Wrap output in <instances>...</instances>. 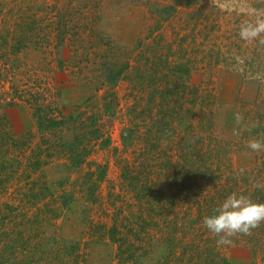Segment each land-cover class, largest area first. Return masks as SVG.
Listing matches in <instances>:
<instances>
[{
	"label": "rangeland",
	"instance_id": "374dc122",
	"mask_svg": "<svg viewBox=\"0 0 264 264\" xmlns=\"http://www.w3.org/2000/svg\"><path fill=\"white\" fill-rule=\"evenodd\" d=\"M179 2L0 0V164L16 161L9 168L13 175L7 190L0 195V249L5 254L0 260L11 261L5 264L22 260L24 237L20 233L24 229L32 234L28 243H41L37 251L40 264H46L45 256L55 244L74 246L62 253L69 259L64 264H118V246L108 236L114 215L129 223L125 231L131 236L124 233L130 243L137 239L132 221L141 234L134 243L147 240L143 257L139 256L142 250L133 246L139 260L136 264H162L169 240L157 234L158 223L148 218L144 204L131 201L126 208L115 202L120 201L115 196L114 201L107 197L92 201L100 190L108 196L107 190L126 171L139 186L153 188L161 205H168L169 195L177 200L171 207L175 213L172 225L179 232L175 244L188 249L179 263L185 264L193 254L195 264H208L205 259L211 257H206L208 247L198 231L200 225L188 229L186 235L181 231L195 209L190 199V203L178 201L183 189L177 178L181 176L178 168L185 162L182 154L190 157L200 146L196 135L187 134L182 140L179 130L195 114L199 116L202 102L211 111L206 125L214 124V135L233 144L234 168L240 172L255 169L259 177L253 182L264 194V151L247 146L250 139L264 140V33L250 40L239 36L241 25L264 19V0ZM119 69L118 80L111 81ZM36 81L33 97L28 90L23 92L27 83ZM15 90L23 93L21 99L13 97ZM35 104L44 108L46 120L62 124L41 129ZM234 113L237 123L231 122ZM150 115L161 120L142 154L141 135H134L132 143L130 136L137 124L141 132L144 123L154 122ZM157 134L161 138L156 139ZM185 140L189 148L184 150ZM105 141L109 142L106 146ZM74 146H78L76 152L87 147V154L81 164L73 166L69 149ZM34 150L40 159L33 161L36 185L25 198L41 203L40 219L31 226L16 218L5 224L3 212L9 208L4 202L21 198L20 188L34 179L29 178L32 174L28 175L24 158ZM246 154L250 160H245ZM232 182V188L224 191L226 197L241 193ZM55 184L58 199L70 198L71 202L54 210L45 202L51 200ZM62 192L68 196L62 197ZM55 214L60 217L56 219ZM93 233L96 236L90 235ZM192 238L199 241V251L189 243ZM240 241L224 250L229 264H237L244 252L247 259L243 264H264L261 251L254 254L244 237ZM13 244L18 250L4 251ZM195 252L201 257L196 259ZM174 259L169 264H176Z\"/></svg>",
	"mask_w": 264,
	"mask_h": 264
},
{
	"label": "trees",
	"instance_id": "16d2710c",
	"mask_svg": "<svg viewBox=\"0 0 264 264\" xmlns=\"http://www.w3.org/2000/svg\"><path fill=\"white\" fill-rule=\"evenodd\" d=\"M177 4H179V0H176ZM36 27V26H35ZM37 29H34V32L36 33ZM122 69H119L117 74L115 75L114 79L111 80L113 82L118 80L120 73ZM37 81L36 83H33V85H29L28 83L26 84V87L28 89L23 90L24 91H29L28 93H31V97L34 95L33 89H36L37 86ZM22 93V92H21ZM17 96L18 99H21L23 97L19 93L18 90H15L13 93V97ZM35 100L37 98L34 97ZM203 106H199V116H196L195 114V119H192L188 122V125H183L181 124L182 128L179 130V133L182 134V140L184 137H188V135L195 136L198 143L199 147L198 149L193 152L190 157H186V154H182L183 157H185V162L181 164V167L178 168L181 176H177L178 179L182 181V189H183V194L181 195V200L183 203H188L189 199L191 200V204L194 210L193 217L188 218L187 223L188 227L183 226L182 230L184 232V235L186 233L188 234V229L195 228L196 225H200L199 230L201 231L202 237H205L206 240L203 242L207 244L208 247V254L206 257H211L209 259H205V262L208 264H229V260L226 258V252L224 253V250L229 248L232 244L235 243H242L240 240L242 237L246 240V243L250 244L253 250V253L257 251L262 252V260L264 261V222H262L259 226L251 230V233L249 235H244V234H237L236 236L232 237V243L230 245L226 246H219L216 243L217 237L210 233L202 224L203 217L209 216L214 214V210L219 206V204L225 199L226 194H224L225 190L231 189L232 188V181L234 180L236 185H239L241 188V193L249 198H251L255 202H264V194L260 191L259 187H256L255 181L253 182L254 178H257L259 176L256 175L255 169L251 171H245V172H240L236 170L232 164V153H233V144L231 143H225L220 141L218 137L214 135V124L211 125H206V120L205 118H208V114H211V111L207 112L206 107L204 103L202 102ZM35 107L37 109V118H38V125L41 129H53L56 127H59L62 122L58 120H46L45 114L42 112L44 108L41 106H38L35 104ZM185 108V107H183ZM183 111V109H182ZM182 111L180 113V117L182 114ZM186 111V110H185ZM186 113H189L188 111ZM185 114V113H184ZM183 115V114H182ZM152 116V115H150ZM152 122L150 123H144L145 127L144 129L141 130L140 132V125L137 124L135 126V129H132V137L130 136L131 143L134 135L139 133L142 138V142H144L143 145H141L144 150L142 151V154H145V148H146V142H150V140L155 137L153 136V130L155 129V125L157 124V120H161L159 117L155 118L154 116L151 117ZM2 125L0 121V126ZM160 130H157L159 133ZM188 134V135H187ZM0 135H1V128H0ZM140 137V136H139ZM161 138L159 134L156 135V139ZM181 139V138H180ZM181 140V141H182ZM186 141V140H185ZM108 141H105L103 144L104 146L108 145ZM130 143V142H128ZM185 144L184 150L188 149L189 145L188 140ZM4 144V143H3ZM51 147V146H50ZM180 147V146H179ZM178 147V148H179ZM49 148V147H47ZM75 148H78V146L70 147L69 151V157H71V161L73 162L74 165H79L81 164L82 161H84L85 154H87V147L85 149L79 150L78 152L75 151ZM148 148H146L147 150ZM183 150V149H182ZM84 151V152H83ZM34 151H31L29 154L26 152L24 154V158L26 159V165L25 167L28 170V175L29 178H34V175L36 174V169H33L34 163L33 161L35 160L37 163L40 159L37 158V156L34 154ZM41 156V155H40ZM3 161V160H2ZM21 162H23L22 157H21ZM24 163V162H23ZM16 164V161H15ZM13 163L9 162H2L0 164V195L3 194L4 190L6 189V185L8 184L9 180L11 179L13 172L9 171V168L12 170V165H15ZM14 169V168H13ZM14 171V170H13ZM105 175V169L102 172V175L100 176L101 180L103 179ZM119 178V182L117 185L114 184L113 187H110L107 192L109 193L107 196L106 192H103L100 190L97 198H92V201H97L99 197L108 198L109 201H114V198H118L120 201H115L116 203L121 202L122 206H126V208H129L131 205V201H134V204H144L148 211V218L154 219L155 223H158V227L156 228L157 234L160 233L164 237V239H168L169 242L166 244V254L165 257L162 259V264H169L170 258H175L177 260L176 264H180L179 261L184 260L185 257L188 255V249H182V248H177L175 241H176V235L179 234L175 232V230L178 229L177 226L172 225V218H175V213L171 209L174 205L177 204V200L174 199L173 195L168 196V200L170 202L168 205L162 204L161 205V199L159 196L154 194V190L151 187H146V186H139L136 183V178H131L130 174L128 171L122 173L121 177ZM238 178V180H237ZM107 180V178H105ZM256 180V179H255ZM31 181V182H30ZM258 182V178H257ZM32 183V184H31ZM31 184V186H30ZM33 185H36V179H28V184L24 188H20V192L22 193V197L18 198L17 200L14 201H6L4 202L5 208H9L8 210L4 211V216H3V222L6 223H13L12 221L16 219H20V224L26 225V226H31L33 224H36L40 217L38 215V211L41 209V203H38L34 201L33 197L31 199L26 200V196L31 187ZM196 189V190H195ZM27 191V192H25ZM59 189L57 188V185L55 184V190H51L50 196L51 200L45 202V206L51 205L52 209H58L57 206L61 205H66L69 202H71L70 198L66 199L65 201H61L58 199L56 193L58 194ZM66 191V190H65ZM63 193V192H62ZM260 195L262 197V200L258 196ZM63 196H68L65 192L62 194ZM109 196H112L113 198H110ZM115 196V197H114ZM61 198V196H60ZM73 198V197H71ZM106 198V200H107ZM179 199V198H178ZM56 202V203H55ZM38 203V204H37ZM53 203V204H52ZM115 203V204H116ZM190 203V202H189ZM121 207V206H120ZM14 214V216H12ZM56 219L60 217L59 214L54 215ZM172 217V218H171ZM55 218L53 222L55 221ZM113 220V223L111 224V227L108 229V236L109 239L117 244V253H116V260L118 264H136L139 262V260H136V250L139 252V250H142L141 255L139 256L143 257V255L146 254V247L144 245L147 243V240L143 242L141 245L139 243L135 244L134 242L136 240L141 239V234L138 232V224L133 223V226L136 227L131 230L134 231V235L137 237L135 241H132V243L129 242V239L127 236H131L130 234H127L125 231V228H130L128 225L129 223L123 222L124 219L120 218L119 215L115 216ZM146 218L147 220H149ZM159 218V220L155 221V219ZM24 219V220H23ZM24 222H23V221ZM177 220V218H176ZM177 221H175V224ZM132 226V227H133ZM205 230H207V234L205 230H202L203 227ZM124 227V228H121ZM126 235H125V233ZM24 237L23 241V248L21 249V255L20 258L22 260L17 261V264H40L39 260L40 257H38L37 251L39 250V247L41 246V243H33L29 242L28 240H31L32 234L24 229V233H20ZM181 234V233H180ZM261 234V235H260ZM91 236H96V234H90ZM154 237V236H153ZM151 239V237H149ZM36 241V240H35ZM34 241V242H35ZM40 241V239H38ZM37 241V242H38ZM194 242V243H193ZM199 241H196V239H193L189 241L191 244L192 248L193 247H198V250H200ZM234 242V243H233ZM196 244V246H194ZM57 244L52 248V251L50 254L46 257V264H50L49 262H52L53 264H64L66 261L69 259L66 256H62L63 252H68L74 248H62L61 246L56 247ZM140 245V246H138ZM135 247V249L133 248ZM137 246V247H136ZM217 247V248H216ZM17 249L19 247L13 246H7L4 247V251H11L10 249ZM139 249V250H138ZM218 249V250H217ZM2 248L0 249V259L3 257L5 254L1 252ZM193 252V251H192ZM16 252H14L15 255ZM69 255V254H68ZM195 257L196 259L201 257L200 252H195ZM24 256L25 258L23 259ZM29 256V257H28ZM66 258V259H65ZM174 259V260H175ZM194 256L193 254L188 257V262L185 264H195L194 261ZM5 262L11 263L10 259L7 258L6 260H0V264H5ZM197 263V262H196ZM175 264V263H174Z\"/></svg>",
	"mask_w": 264,
	"mask_h": 264
},
{
	"label": "clouds",
	"instance_id": "9594fccd",
	"mask_svg": "<svg viewBox=\"0 0 264 264\" xmlns=\"http://www.w3.org/2000/svg\"><path fill=\"white\" fill-rule=\"evenodd\" d=\"M264 33V19H257L254 23L241 25L239 36L243 40H250ZM248 148L255 152L264 151V140L250 139ZM260 187V185H256ZM264 222V202H255L240 193H230L214 210V214L203 217V226L217 239L219 246L232 243V237L237 234L249 235L251 230Z\"/></svg>",
	"mask_w": 264,
	"mask_h": 264
},
{
	"label": "crops",
	"instance_id": "0c3cea01",
	"mask_svg": "<svg viewBox=\"0 0 264 264\" xmlns=\"http://www.w3.org/2000/svg\"><path fill=\"white\" fill-rule=\"evenodd\" d=\"M237 121H238L237 114L234 113V116H233L231 122H233V123L236 122L237 123ZM244 157H245V160H250L251 159V156L249 157L247 154ZM246 256H247V254L244 252L243 256L240 258V260H237V264H243V261L245 259H247ZM230 260H232L231 262H233L234 261L233 257H231Z\"/></svg>",
	"mask_w": 264,
	"mask_h": 264
}]
</instances>
